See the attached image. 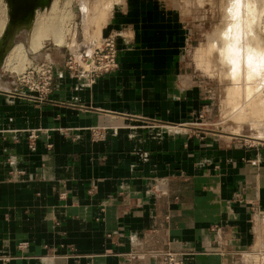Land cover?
I'll list each match as a JSON object with an SVG mask.
<instances>
[{
    "label": "crops",
    "instance_id": "obj_1",
    "mask_svg": "<svg viewBox=\"0 0 264 264\" xmlns=\"http://www.w3.org/2000/svg\"><path fill=\"white\" fill-rule=\"evenodd\" d=\"M164 4L114 2L113 72L89 83L54 54L45 100L0 88V264H233L264 237V141L202 126L189 29Z\"/></svg>",
    "mask_w": 264,
    "mask_h": 264
},
{
    "label": "rangeland",
    "instance_id": "obj_2",
    "mask_svg": "<svg viewBox=\"0 0 264 264\" xmlns=\"http://www.w3.org/2000/svg\"><path fill=\"white\" fill-rule=\"evenodd\" d=\"M52 1L54 2V0H49L48 4L43 7L37 6L33 11L31 22H28L27 19L20 20L12 26L13 33L10 39L11 43L9 42V45L2 53L0 59V87L7 88L5 83L14 78L16 79V74L21 72L27 63L48 59L52 61L54 54H56L58 60L63 58L65 64L69 49H76L80 46L83 48V44L91 42V40L92 43L97 42V44H99L102 38L106 37L102 35L103 27L99 25L100 14L97 9L93 10L92 8L94 5L99 6L96 2L97 0H84L86 3H89V5L92 3L90 6L87 4L88 13L87 16L84 15V17L80 10V0H56L55 6L57 14L59 12V19H61V12L63 13L62 21L60 20L59 22L58 15L54 18V22L58 23L62 29V43L56 44L54 38H52L53 36L48 34L49 37L44 36L42 38L40 47L31 50L28 47L27 39L31 34L32 27H34L38 16H48L49 12L47 11L51 10L50 8L53 5ZM113 1L116 2L119 0H112V3ZM236 1H238L239 4L236 3ZM163 2L165 3L163 6L169 11H175L179 15L184 26L189 29V41L184 50V59L195 69L197 80L211 102L209 104V108H211L210 116L202 122V126H206L215 134L223 136L240 137L241 135H248L255 140L264 141V134H262L264 133V123H261L264 121V116H251V105H249L253 100H257L259 99L258 97L263 96H254V94V98L251 96V99L244 98L245 100L237 96L233 100L228 90L229 85L232 84L231 80L228 78L230 63L223 56V54H225L223 44L228 36L226 32L224 33L226 28L230 27L229 30L232 31L242 28L241 31L239 29V32L243 40L245 36L251 38V36H253V31L257 39L261 41L264 40L262 37V33L264 36V0H163ZM113 4L110 10H107V13L111 11ZM261 4H263V6ZM65 9L67 10V17H65L64 13L66 11ZM108 16L107 14L105 17L106 20ZM246 17H248V19ZM243 18L250 21L253 20L254 28L248 30V23H246L247 26H245V20ZM7 19V0H0V20H3L5 25ZM2 32L3 30L1 33ZM114 40L116 44V36H114ZM18 43L24 44L23 47H18L19 50L16 49L17 47L15 46V44ZM243 48L242 46V49ZM48 52L50 53L46 56L47 58L43 59V53ZM71 72L74 73L73 71ZM74 74L76 75V73ZM261 86H259V88Z\"/></svg>",
    "mask_w": 264,
    "mask_h": 264
},
{
    "label": "bare ground",
    "instance_id": "obj_3",
    "mask_svg": "<svg viewBox=\"0 0 264 264\" xmlns=\"http://www.w3.org/2000/svg\"><path fill=\"white\" fill-rule=\"evenodd\" d=\"M55 1L56 0H54V2L52 1L53 3L51 2L53 5L51 4L52 5L51 8H50L51 10L47 11V12H49L48 16L40 15V16L37 17V20L35 19L36 22L34 24V27H32V31H31V34H30L29 38L27 39L28 47L31 50L32 49H36L37 47H40L42 38L44 36L49 37L48 34H50V36H53L52 38H54V41H55L56 44H58V43H60L62 41V37H61L62 29L60 28L58 23L54 22V18H55L56 15H58V20L60 22V20L62 19L63 13L61 12V14H62L60 16L61 19H59V12L57 14V9H56V6H55L56 2ZM64 1H67V0H64ZM86 1H88V0H86ZM48 2H49V0H7V4H8V19H7V22L4 25V21L0 20V33L3 30V32L0 34V59L2 57V53L4 52L6 47L9 45V42H10V39H11V35L13 33L12 26L16 22H18L20 20H26L27 19L28 22H31V20L33 18L34 9L37 6L43 7L46 4H48ZM96 2L99 4V6L98 5H94L92 8H93V10L94 9L98 10V13L100 14V21H99L100 24L99 25H100V27H102V25L106 21V18H105L106 15L107 14L109 15V12H111V11H109L107 13V10L108 9L110 10V8H111L112 4L114 3V1H113V3H112V0H97ZM236 3H238V1H236ZM87 4H88V6H90L92 3L89 5V3H86L84 0H80V10H81V12L83 14V17H84V15L87 16V13H88ZM261 5L263 6V4H261ZM66 12H67V10L64 12L65 13V17H67L66 16ZM95 14H96V12H95ZM263 14H264V9H263ZM68 15H70V14H68ZM260 15H261V13H260ZM246 18L248 19V17H246ZM255 18H256V16H255ZM244 20H245L244 21V23H245L244 25L245 26H247L246 23H248V26H249L248 30L254 28L253 27L254 22H252L253 20L252 21L246 20V19H244ZM87 22H86V24H87ZM244 25H243V28H244ZM229 28H226V30H224V33L226 32V34L228 36L226 35L227 39H226V41L223 44L224 53H225V54H223V56L230 63L229 71H228V78L232 82V84L229 85V89H228L229 93H230V96L234 100V98H236L237 96H239L240 98L242 97L243 99L244 98H247V99L250 98L251 99V96L253 97L254 94H255L254 96L262 95L263 97L260 96V97H258L259 99H257V100L255 99V100H253L250 103L248 102L249 105H251V107H250L251 116L255 117L257 115V117L258 116L262 117V116H264V87H263V83H264V40L261 41L260 39H257V37L254 36L255 35L254 31L252 33L253 36H251V38L248 37V36H245L244 37L245 39L243 40V37H241L240 32H239L240 28H238V30L236 29V30H233V31L229 30ZM241 29H240V31H241ZM16 30H18V29H16ZM251 32H252V30H251ZM262 37L264 39L263 33H262ZM242 40H243V42H242ZM23 45L24 44H21V43L15 44V46L17 47V48L15 47V48L18 49V47L19 48L23 47ZM242 46L244 47L243 49H242ZM24 56H25V54H24ZM259 86H261V87L259 88ZM0 88H2V87H0ZM244 100H242V101H244ZM241 113H242V111H241ZM252 122H254V121H252ZM261 123H264V121L261 122ZM262 134H264V133H262Z\"/></svg>",
    "mask_w": 264,
    "mask_h": 264
},
{
    "label": "built area",
    "instance_id": "obj_4",
    "mask_svg": "<svg viewBox=\"0 0 264 264\" xmlns=\"http://www.w3.org/2000/svg\"><path fill=\"white\" fill-rule=\"evenodd\" d=\"M114 34L103 37L99 44L88 42L76 49H69L65 66L78 76H84L87 82H93L100 75L113 72L117 67V48ZM55 75V63L50 60L27 63L21 72L16 74L15 84L22 96L43 101L51 91ZM18 89V90H17ZM35 132L29 134V147L35 149ZM166 264H182L179 253L171 250L154 252ZM233 264H264V237L256 240L243 249L228 253Z\"/></svg>",
    "mask_w": 264,
    "mask_h": 264
}]
</instances>
